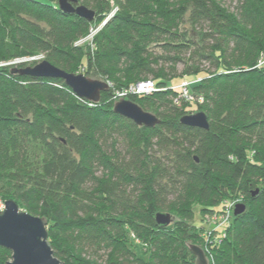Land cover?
<instances>
[{
  "label": "trees",
  "instance_id": "16d2710c",
  "mask_svg": "<svg viewBox=\"0 0 264 264\" xmlns=\"http://www.w3.org/2000/svg\"><path fill=\"white\" fill-rule=\"evenodd\" d=\"M233 1L78 0L89 22L58 0H0V64L43 55L116 89L159 90L126 98L160 121L138 127L113 112L115 89L94 104L62 80L12 73L35 62L0 66V196L46 220L62 264H195L191 245L208 246L211 264H264V0ZM181 77L202 105L173 104ZM195 112L208 130L180 123ZM234 193L245 212L209 234L204 215L224 214ZM194 202L199 220L156 224Z\"/></svg>",
  "mask_w": 264,
  "mask_h": 264
},
{
  "label": "water",
  "instance_id": "95a60500",
  "mask_svg": "<svg viewBox=\"0 0 264 264\" xmlns=\"http://www.w3.org/2000/svg\"><path fill=\"white\" fill-rule=\"evenodd\" d=\"M58 8L63 13L76 15L89 22L93 21L95 16L93 11L79 5L78 0H58ZM12 73L35 79L62 80L76 96L94 104L99 103L101 93L108 90L103 81L91 80L82 74L67 73L47 61H42L32 67L14 68ZM112 110L138 127L154 128L160 122L155 115L143 111L128 100L116 102ZM180 123L191 128L209 129L207 117L203 112L183 116ZM245 210L244 204L236 205L233 211L234 217L242 215ZM155 222L159 227L166 228L172 224L173 219L168 213H157ZM0 247L11 252V260L5 264H62L54 256L48 241L46 220L21 210L13 200L4 202V209L0 212ZM190 251L195 256V264H208L200 247L191 245Z\"/></svg>",
  "mask_w": 264,
  "mask_h": 264
},
{
  "label": "rangeland",
  "instance_id": "374dc122",
  "mask_svg": "<svg viewBox=\"0 0 264 264\" xmlns=\"http://www.w3.org/2000/svg\"><path fill=\"white\" fill-rule=\"evenodd\" d=\"M218 1H221L222 3H224V6H234L235 5V1H233V0H218ZM112 4V3H111ZM80 5V4H79ZM114 11H116V8H114ZM186 29H188V30H190L191 29V27L189 26V25H186ZM89 36H91V34L89 35ZM92 36H94V35H92ZM87 41L86 40H81V41H78V42H76L75 43V45L76 46H81V45H83L84 43H86ZM89 43V42H88ZM264 53H262L261 55H260V59H259V61L262 59V58H264ZM263 56V57H262ZM16 60H14V61H11V62H15ZM43 61V55H37V56H33V57H27V58H24V59H21V60H18V62H17V67H19V63L20 64H22V63H34L35 62V64L34 65H36V64H38V63H40V62H42ZM11 62H7V63H1L0 65L1 66H3L4 64H10ZM33 65V66H34ZM193 65V64H192ZM9 66H11V65H9ZM187 66H190V64H187ZM186 66V67H187ZM194 66V65H193ZM205 66V65H204ZM22 68V67H21ZM205 68H208V67H206L205 66ZM183 72H184V66L183 65H178L177 67H176V74L177 75H180L181 76V74H183ZM76 75V74H75ZM91 79V78H90ZM91 80H98V79H91ZM184 80V77H181V78H179L178 80H174L172 83L174 84V86H172L171 85V87L173 88V89H176V88H178V86H180V85H176V84H179V83H181L182 81ZM104 83H106V85L108 84L109 85V89H115L114 90V92L115 93H118V92H120V91H122L123 89H116L115 88V86L112 84V83H110V82H104ZM197 83H199V81L197 82ZM112 86V87H111ZM153 94V93H152ZM181 103L182 102H180L178 105H176L177 107L178 106H181ZM204 103V99L203 100H201V102L200 101H195V102H193L192 104H199V105H202ZM196 113H199V112H195V113H193V114H196ZM152 114V113H151ZM193 114H190V115H193ZM154 115V114H153ZM7 200H12V199H5V198H3L2 196H0V212H1V210H3L4 209V202H6ZM14 201V200H13ZM229 203H231V204H234V207L236 206V205H238V204H244L243 203V197H242V195L241 194H239V193H234V194H232V199H230L229 201H228ZM204 207V206H203ZM197 208H199L198 206H197V203H192L191 205H188V206H186V207H184V209L181 211V212H183V214H175V213H168V214H170L171 216H172V219H173V222H172V224L171 225H173L174 223H176V222H179V221H181L182 220V215H187V214H189L191 211L192 212H194V214L192 215L193 216V218H195V219H197V220H199L200 219V216H201V214L203 213V212H200V210L199 209H197ZM191 212V213H192ZM211 216H212V218L214 217V216H216V215H214V214H206V215H204V219H205V221H204V224L207 226V228H208V230H209V232H211L212 234H214V231H213V228L214 227H212V226H210L209 224H208V221L210 220V218H211ZM189 224L190 223H192L193 222V220H189V221H187ZM196 223H198L197 221H195ZM204 225V226H205ZM203 237V236H202ZM208 246H205L203 249L202 248H200L202 251H203V253L205 254V256H206V258H207V260H208V264H211L212 263V256H211V249H208L207 248ZM207 251V252H206Z\"/></svg>",
  "mask_w": 264,
  "mask_h": 264
},
{
  "label": "built area",
  "instance_id": "2783aa9c",
  "mask_svg": "<svg viewBox=\"0 0 264 264\" xmlns=\"http://www.w3.org/2000/svg\"><path fill=\"white\" fill-rule=\"evenodd\" d=\"M95 32H91V36L88 37V39L92 38V35H94ZM264 56V55H263ZM262 56V57H263ZM18 60L15 62H11L10 64H4V65H16L17 66ZM20 64V63H19ZM1 66V65H0ZM264 66V58H262L260 61H258L257 67H263ZM192 82H184L180 86H178L179 89V95L177 98L173 100L174 105H178L180 102H185V103H193L195 101H200L203 100L202 97H194L190 93V86ZM108 89L110 88L109 85L107 84ZM112 87V86H111ZM112 89V88H111ZM159 90L157 89L156 85L150 81H142L139 83H136L135 85H131L126 89H123L122 91L113 94V100L116 102L121 101V100H126V98L130 95H136V96H147L152 93L158 92ZM226 205L228 204V208L225 211L224 214L216 215L208 221V224L213 228V231H217L218 229L222 228L227 224L231 217L233 216V211H234V204H231L229 202L225 203ZM2 211V210H1ZM211 234V232L209 233Z\"/></svg>",
  "mask_w": 264,
  "mask_h": 264
}]
</instances>
